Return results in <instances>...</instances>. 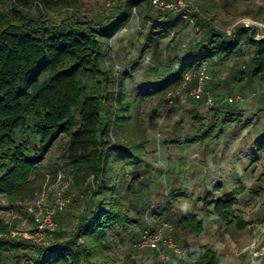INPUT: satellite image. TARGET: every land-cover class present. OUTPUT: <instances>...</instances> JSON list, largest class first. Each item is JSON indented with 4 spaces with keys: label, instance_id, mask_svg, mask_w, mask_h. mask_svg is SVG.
Listing matches in <instances>:
<instances>
[{
    "label": "trees",
    "instance_id": "1",
    "mask_svg": "<svg viewBox=\"0 0 264 264\" xmlns=\"http://www.w3.org/2000/svg\"><path fill=\"white\" fill-rule=\"evenodd\" d=\"M193 1L202 6L207 17L195 20L203 29L199 40L174 69L143 80L132 100L126 98L128 74L114 78L103 66L107 41L127 24L133 8L138 10L140 21H147L154 29L149 40L182 30L187 21L153 9L148 0H116L111 13L94 22L69 16L54 23L51 16L71 7V0H10L9 12H0V194L9 201L32 196L42 182L38 166L61 136L67 138V145L59 155L60 162L73 169L74 184L92 176V184L97 185L92 198L83 201L65 243L38 246L30 264H111L103 255L105 230H114L119 224L126 235L130 227L141 225L139 218L131 219L121 210L119 185L125 166L135 168L142 163L139 151L144 143L127 147L110 134L130 128L135 122V104L156 95L162 97L180 86L183 72L200 60L224 62L233 58L229 80L245 84L258 79L264 83V38L255 39L250 27L243 25L234 26L228 34L216 30L212 25L216 1ZM243 46L247 47V58L241 55ZM241 64L245 69H236ZM194 119L199 120L197 114ZM219 131L211 125L187 141L211 140ZM251 146L254 153L264 151V132ZM137 181L138 175L130 180L133 184ZM241 192L237 186L213 200L204 196L202 203L211 207L207 211L225 227L243 230L246 222L234 209L235 195ZM153 214L162 215L157 210ZM172 225L191 235L202 231L194 213L182 214ZM6 227L0 222V233L6 232ZM21 246L0 237V254ZM184 246L188 264H218L209 245ZM175 258L173 264L183 262Z\"/></svg>",
    "mask_w": 264,
    "mask_h": 264
},
{
    "label": "rangeland",
    "instance_id": "2",
    "mask_svg": "<svg viewBox=\"0 0 264 264\" xmlns=\"http://www.w3.org/2000/svg\"><path fill=\"white\" fill-rule=\"evenodd\" d=\"M71 1V7L51 16L54 23L69 16L78 18L80 22L101 20L116 4V0ZM188 1L201 10L200 17L207 19L201 5ZM215 1L217 15L212 25L216 30L228 34L234 26L243 25L250 27L255 39L264 38V1ZM107 2H110V8L106 7ZM9 4L10 0H0V12H9ZM151 31H154L151 25L147 21L141 22L138 10L133 8L127 24L107 41L103 66L114 78L124 72L128 74L124 81L128 100L133 99L143 80L151 79L168 68L174 69L182 55L185 57L189 47L199 40L203 29L189 24L180 31L149 40L153 37ZM241 55L248 57L246 46H243ZM232 61L233 58L224 62L216 59L206 61L210 80L205 87L216 106L209 108L201 101L191 100L181 104L176 100L164 112L166 95L175 91L174 88L162 97L156 95L139 101L134 105L135 122L130 128L110 133L124 146L139 141L144 145L139 151L142 163L135 168L125 166L119 185L121 210L131 219L139 218L141 225L130 227L126 235L119 224L114 230H105L103 245L106 251L103 255L107 263L173 264L177 259L173 254H169L165 262H160L153 252L132 247L144 228H157L168 223L178 246L207 244L217 255L218 264H264V238L260 236L264 222V151L254 153L251 149L254 139L264 132V83L258 79L245 84L229 80L233 71ZM238 68L245 69L242 64ZM235 94L245 101L223 102L224 98ZM195 114L198 121L194 119ZM211 125L213 130H220L215 138L198 143L187 141ZM172 139L179 143H164ZM66 145L64 136L53 143L38 166L42 182L32 196L9 201L0 194V222L7 225L6 232L0 233V237L22 244L17 250H2L0 264H30L38 246L30 239L34 227L25 212V204L43 187L52 184L58 173L69 181L68 193L73 197L57 213L56 228L49 243L59 246L65 243L76 216L83 209V201L92 198V190L97 185L91 184V177L74 184L73 169L60 162L59 155ZM135 175H138V181L133 184L130 180ZM237 186L242 192L235 195L237 204L234 209L246 222L243 230L225 227L208 212L211 207L206 208L202 203L204 196L213 200ZM154 210L162 215L156 217ZM186 213L197 215L202 225L200 234L191 235L174 229L172 222ZM78 241L81 242L80 239ZM181 264H188V260Z\"/></svg>",
    "mask_w": 264,
    "mask_h": 264
},
{
    "label": "built area",
    "instance_id": "3",
    "mask_svg": "<svg viewBox=\"0 0 264 264\" xmlns=\"http://www.w3.org/2000/svg\"><path fill=\"white\" fill-rule=\"evenodd\" d=\"M148 3L153 9L170 12L179 19L187 21L188 25H195L196 18L202 16L201 10L188 0H148ZM106 7L110 8V2L106 3ZM209 80L207 62L197 61L193 68L183 72L180 86L175 91L167 93L164 112H167L176 100L181 104L191 100L201 101L209 108L216 106L213 96L205 87ZM244 101L245 99L239 94L223 99L225 104ZM90 177L92 184L93 177ZM68 187L69 181L64 179L63 174L58 173L52 184L43 187L32 200L25 204V212L31 218L34 227L30 236L32 244L39 246L50 242L56 228L55 215L62 211L73 197L68 193ZM260 236L264 238V222H262ZM132 247L138 251H152L160 262L168 260L169 254L175 255L182 261L187 260L186 248L175 243L172 238V226L168 223H162L157 228H144Z\"/></svg>",
    "mask_w": 264,
    "mask_h": 264
}]
</instances>
